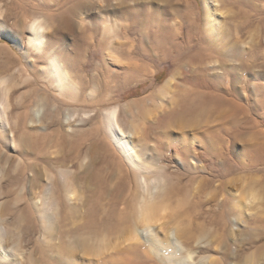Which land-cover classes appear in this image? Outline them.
I'll use <instances>...</instances> for the list:
<instances>
[{
  "label": "rangeland",
  "instance_id": "rangeland-1",
  "mask_svg": "<svg viewBox=\"0 0 264 264\" xmlns=\"http://www.w3.org/2000/svg\"><path fill=\"white\" fill-rule=\"evenodd\" d=\"M81 1L0 0V264H175L161 260L160 251L146 240L131 236L140 198L134 197L135 190L152 185L163 195L157 199L159 218L156 213L157 223H152L160 239L166 240V228L180 231L182 240L197 249L193 264L201 257L206 258L203 264H253L252 240L261 238L257 232L264 227L263 200L248 205L235 226L228 212L220 217L217 204L227 196L222 197L224 185L238 197L249 189L258 195L264 189V171L245 167L254 151L264 147V119L252 110L250 94L252 85L264 84L263 79H243L241 95L226 96L237 102L223 99L215 107L196 100L198 109L185 117L189 127L171 123L183 115L162 119V108H157L158 93L174 69L168 50L170 20L164 18L170 29L158 43L157 28L147 27V0L130 3L145 10L138 12L141 25L130 26L116 0H90L78 6L82 18H75L72 30L58 25L59 17ZM254 1L222 7L224 20L240 23L248 7L264 8V0ZM148 2L150 9L171 13L161 0ZM179 2L194 13L201 32L202 0ZM260 13H252L243 34ZM32 23L43 27L42 50L29 42ZM113 24L118 39L109 33L118 45L110 50L93 46L100 31ZM9 38H17L18 46ZM163 50L169 57L161 56ZM53 54L69 73V84L62 89L49 76ZM164 100L163 107L175 108L172 99ZM115 108L120 125L137 131L134 145L144 173L122 156L106 130L103 113ZM199 111L203 113L194 115ZM179 144L191 146V154L181 153ZM89 145H94L92 158L85 155ZM191 158L193 168L187 164ZM258 164L264 168V161ZM56 179L74 185L75 193L69 198L72 189H61ZM228 233L229 249H237L231 258H225L223 248ZM199 236L205 243L196 246ZM181 253L176 255H186Z\"/></svg>",
  "mask_w": 264,
  "mask_h": 264
},
{
  "label": "bare ground",
  "instance_id": "bare-ground-1",
  "mask_svg": "<svg viewBox=\"0 0 264 264\" xmlns=\"http://www.w3.org/2000/svg\"><path fill=\"white\" fill-rule=\"evenodd\" d=\"M89 1L90 0H82L81 2H78L77 5L75 4V6L73 5V7H69V9L67 10V14L61 15L59 17L58 25L65 28L66 30H72V25H74L73 21H75V18H77L78 20H81L82 18L81 15L78 14V6H85ZM112 1L113 0L108 1V4ZM116 1L117 4L125 8V13L127 14L126 16L129 19V26L133 23L141 25V21L143 19L139 17L138 12H141L140 14H144L145 10L142 8H139V10H137L130 4L131 2H137L138 0ZM148 1L149 0H147V27L150 26V29H152L153 27H155V29L157 28L155 31V38H157V36L160 37L159 40L156 39L158 43H161L160 40L163 39L162 36L167 32L168 29H170V25L164 23L166 22L164 21L165 17L170 20L172 27L168 50L173 54L170 55L171 59L174 62V69L164 80L163 86L158 93L161 101H159L157 108H162V110H158L159 115L161 114L163 116L162 119L165 116H169V114H181L183 115L181 116L182 120L179 118L172 119L171 123H181L189 127V119H186L185 117L198 109V106L193 104V102H195L196 100H207L209 105L217 107L221 104L220 102L223 99L225 100H223L224 102L228 103H230L231 101H236L231 100L226 96L237 98L239 95H241V90L244 89V86L242 84L243 79L246 80L247 78H262L264 81V8L258 11L256 10L257 6L256 9H254L255 5L248 7L249 9L246 11L244 10V14L242 13L243 22L241 21L240 23H233V25H231V22L229 24L228 21L224 20L225 14L222 7L226 8L228 5H238V3L236 4V0H202L204 10L202 19L203 21L199 22V24L202 26L200 32V26H198V22L196 18H194V13L189 11L188 9H185L187 8V6H185L184 8L182 5H180L179 0H161L163 3L169 5L171 13L159 10L157 7H152V9L148 8L150 6V3ZM253 2L254 4L256 3L254 0ZM236 7H241V5H238ZM252 11H255V14L259 12L261 13L254 17L257 18L255 22L256 24H254L248 31H246V36L243 37L245 34H243V32L245 31L246 27H248L252 23L251 19L253 18H250L251 16H253ZM256 11L258 12L256 13ZM41 21L43 22V20ZM125 26V30L128 31V28ZM115 27L116 26H114L113 24L112 27L109 28L107 26L105 27V29L101 30L100 36L95 39L93 46H98L101 49L107 48L108 50H110L113 45L117 46L118 43L111 39L112 36L110 34L112 33V35H115L118 39V33L115 34V30L118 29H116ZM42 30L43 27L41 25H36L35 23H32L30 25L31 37L29 38V42L38 50L41 49L40 45L43 41ZM9 39L13 46H18L17 38ZM161 56L165 58L169 57L168 53L164 50L162 51ZM48 69L49 76L52 78V81L62 89L65 83H68L69 73L57 54L49 56ZM174 94L177 96L176 101L172 96ZM250 94L254 96L255 100L254 105L252 106V110L264 119V84H253L252 92H250ZM164 99L168 101L172 99L171 103L175 105V108L166 109L165 107H163L165 101ZM236 104H234V106ZM238 106H240V103ZM39 110L40 109H37V114L40 113ZM201 112L202 111L196 112L194 115ZM103 115L105 119L106 130L110 134L114 145L118 148L122 156L125 157V159L129 163H131L136 170L144 173L142 164L134 145V139L137 135V131L134 129L135 127L128 130L124 129L119 123L116 108L111 111H104ZM194 121L196 122L197 120ZM0 137H3L2 132L0 133ZM145 138H147V133H145ZM252 138H254V136H252ZM259 143L260 142H257L255 143V145ZM93 146L94 145H89L87 147L85 152L86 157H91V153L94 154ZM180 147V152L184 155L191 154V146H185L182 144ZM205 148L208 151L211 150L208 146ZM263 149L264 147H262V151H254L252 156H250L249 161L245 164V167H247L248 170H257L258 172L260 170L264 171V168H260L258 164V162L261 163L264 161ZM80 156V154L77 155V157ZM195 163L196 162L194 161V158H191V164H187L188 166L193 168ZM14 166L17 167L16 164ZM30 174L31 181L33 182V178L34 176H36V173L32 171V173ZM68 174L73 176L71 172H68ZM55 181L61 189H72L67 192L69 198L75 193V190L73 189H75L76 187L74 185L72 187H69L66 180L56 179ZM261 183L264 188V176H262ZM70 185H72V183ZM224 186V189H221L222 191H224L222 197L224 193H227L228 198L227 196H225L219 201V203L217 204V210L220 217L223 219L226 215L225 212L231 214L230 220L234 226L240 222L239 220H241V218L243 217V214L246 212V208L248 207V205L250 206L252 203H254L255 200L262 199L264 207V189L259 195L255 191L253 192V190L249 189L251 192H248L245 197H238L236 193H232L230 189H226V185ZM96 187H99V180L96 183ZM162 188L160 186L159 190ZM157 189L158 188H156V185H152L150 187V190L143 189L144 191H141L142 193H139V191L135 190L134 197H137L138 195V197L140 198L138 202L139 206L137 209L138 212L136 215L134 226L133 228H130L132 230V234H130L131 236L133 235L135 239L146 240L148 243H150L151 246H153V251L155 249L159 250V258L163 261L165 260L164 258H166L171 260L172 263L175 264H193L190 262V260L194 257V254L197 253V249L193 251L189 246V243H186L182 240V233H180V231L172 227L166 228L165 241L160 239L158 237L157 231H155L154 225L152 223L156 222V220H158L159 218L158 204L160 202L158 203V201L161 199L160 197L163 196L162 194H160V191L158 192ZM156 213L158 214V218L156 217ZM19 219L21 220L22 218L20 217ZM234 229L235 228L233 227V233ZM230 233L226 234V239L224 238L223 248L226 251H224L225 258H231L233 253H237V249L235 252H232L229 249V245L227 242ZM257 235L261 236V238L258 237L256 240H252V242H254L255 249L250 255V257L252 258L250 262H252L253 264H264V227L259 232H257ZM257 235H255V237H257ZM129 240H132V238ZM196 240V246L205 243L203 236H199ZM165 251H168L170 255L168 254V256L167 254H165ZM181 252H186V255L178 256L179 254H182ZM168 263L171 264L170 262ZM203 263H206L205 257H201L196 264ZM232 264H236V262H233Z\"/></svg>",
  "mask_w": 264,
  "mask_h": 264
}]
</instances>
